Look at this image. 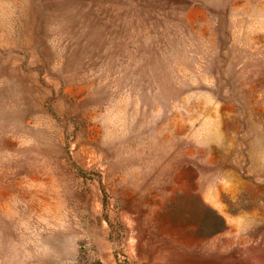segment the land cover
I'll return each mask as SVG.
<instances>
[{
  "label": "rangeland",
  "instance_id": "1",
  "mask_svg": "<svg viewBox=\"0 0 264 264\" xmlns=\"http://www.w3.org/2000/svg\"><path fill=\"white\" fill-rule=\"evenodd\" d=\"M0 264H264V0H0Z\"/></svg>",
  "mask_w": 264,
  "mask_h": 264
}]
</instances>
